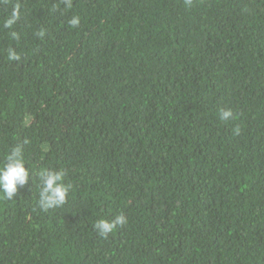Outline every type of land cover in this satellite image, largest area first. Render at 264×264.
Masks as SVG:
<instances>
[{"label":"trees","instance_id":"trees-1","mask_svg":"<svg viewBox=\"0 0 264 264\" xmlns=\"http://www.w3.org/2000/svg\"><path fill=\"white\" fill-rule=\"evenodd\" d=\"M16 2L19 42L0 4V163L28 138L34 171L0 201V264H264V0ZM45 166L73 185L46 213Z\"/></svg>","mask_w":264,"mask_h":264},{"label":"clouds","instance_id":"clouds-1","mask_svg":"<svg viewBox=\"0 0 264 264\" xmlns=\"http://www.w3.org/2000/svg\"><path fill=\"white\" fill-rule=\"evenodd\" d=\"M193 0H185L187 6H191ZM0 4H7L10 8L8 15L4 18L3 27L9 29V37L11 40L19 42L21 34L14 30V26L21 20L24 15L22 4L13 3V0H0ZM65 11L73 8V0H62ZM59 10L58 5H53L51 11ZM71 28L75 29L81 24L79 15H72L68 20ZM37 38L43 39L46 35L44 29L35 32ZM21 53L15 47L7 49V59L9 61H20ZM219 119L228 121L234 118L233 111L221 108L218 113ZM27 123V121H26ZM239 134L240 129H235ZM30 144L28 138L14 144L5 155L3 162L0 163V201H12L18 194L19 188L28 184L30 175L34 168L29 167V162L25 157V146ZM46 150V146H45ZM67 170L63 167H42L39 170L40 185L37 188L36 207L41 212H48L51 209L59 208L64 205L70 197L73 190L71 182L67 181ZM128 223V217L124 213L115 215L114 219L100 218L93 224L97 233L108 238L114 234L118 228H122Z\"/></svg>","mask_w":264,"mask_h":264}]
</instances>
